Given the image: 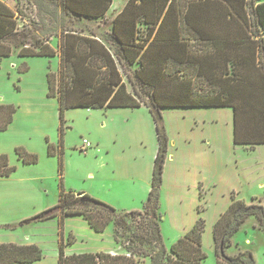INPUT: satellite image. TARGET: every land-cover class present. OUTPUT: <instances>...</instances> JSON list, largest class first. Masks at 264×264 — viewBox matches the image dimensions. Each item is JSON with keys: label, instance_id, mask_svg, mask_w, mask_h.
I'll return each instance as SVG.
<instances>
[{"label": "trees", "instance_id": "16d2710c", "mask_svg": "<svg viewBox=\"0 0 264 264\" xmlns=\"http://www.w3.org/2000/svg\"><path fill=\"white\" fill-rule=\"evenodd\" d=\"M26 1L39 17L43 13L49 23H57V30L39 36L44 18L23 22L20 0H16L17 13L0 1V58L14 52L22 60L59 58L57 71L46 74L47 97L56 99L58 105L59 142L57 148L47 143V155L59 161V193L55 206L18 226L57 219V264H139L143 259L149 264H202L207 255L202 249L206 221L201 205L187 233L169 249L163 242L160 189L169 145L163 112L229 108L234 145L247 150L264 145V0H125L123 9L109 22V32L103 34L89 25L105 22L114 0ZM63 18L82 28L65 27ZM51 38L56 48L50 45ZM142 106L152 118L158 143L151 188L142 209L122 216L87 193L77 196L66 191L62 184L65 112ZM16 111L13 105H0V132L12 124ZM15 154L23 165L38 162L36 154L22 147ZM15 170L8 157L0 155V178ZM199 198L204 199L201 186ZM230 199L213 225L216 264H256L251 252L239 250L230 255L228 249L250 217L258 220L264 233V206L261 199L246 202L235 193ZM77 216L97 234L112 224L113 239L125 254L67 255L65 249L73 238L64 240V221ZM43 257L36 244L0 243V264H34Z\"/></svg>", "mask_w": 264, "mask_h": 264}, {"label": "rangeland", "instance_id": "374dc122", "mask_svg": "<svg viewBox=\"0 0 264 264\" xmlns=\"http://www.w3.org/2000/svg\"><path fill=\"white\" fill-rule=\"evenodd\" d=\"M0 1L17 13L16 0ZM20 2L19 8L23 22L31 23L32 20L39 22L40 18H44L43 24L39 26V36L48 35L51 31L57 30V23H49L48 16L41 13L43 17H39L38 11L30 7L26 0H20ZM121 3L124 4L125 1L117 0L114 2L112 10H116ZM116 13L117 11H110L105 22L92 23L89 28L97 34L109 32V22ZM58 15L61 16L59 13ZM63 20L65 27L82 28V25L69 22L68 18H63ZM50 45L55 47L54 38L50 39ZM58 67L59 58L57 56L50 59L30 58L22 60L14 52L7 58H0V105H13L17 109L14 123L6 131L0 132V155H6L9 159V165L16 167V170L9 177L0 178V243H7L11 240L20 242L21 239L29 238L43 241V255L45 253L47 259L34 264H57L52 255L57 239L55 223L32 220L21 226L18 224L21 220L32 219L38 213L52 208L58 202L59 161L57 156L50 157L47 155V143L57 148L59 142L58 105L56 99L47 97V91L45 95L47 89L46 74L48 71L56 72ZM24 68H28V70L21 73L20 71ZM224 112L223 114L221 111H208L203 115L207 116L208 124L202 126L204 129L202 132L205 136L210 133L213 134V141L209 137L207 138L208 141L211 140L209 144L219 145L220 166L223 162L228 169L232 170L234 162L249 166L255 164L256 159L264 160V153L262 152L252 154L239 148L230 150L231 140L228 139V136L232 131V116L230 110ZM147 113L146 111L140 112L131 109L88 111L78 108L67 110L64 114L62 140V184L64 189L69 191V188H81V190H76L75 194L86 193L82 189L89 187L98 179L101 182H111L114 185L117 179L115 180L109 173H100L95 181L87 180L85 174H82L89 169L97 168L95 161L91 158V153L101 146H112V150H119V155L123 158L118 156L121 161L119 162L118 157L116 160L121 164V167H131L135 163L134 161H140L141 158L146 160L147 155L151 152L153 140L155 145L157 142L154 130H148L146 126L145 128L142 126L141 120H146ZM181 116L174 111L165 112L164 124L169 137L172 139L171 141L180 140L179 136L181 135L179 134H189L192 135L189 141L199 145L198 137L201 128L193 126L191 116H184V119ZM212 116L213 123L209 122V118ZM83 139L92 145V149L85 153L78 149L80 145L77 146L78 143L81 144ZM17 147H22L27 152L34 151L29 153L36 154L38 162L29 166L20 164L15 154ZM240 147L247 150V147ZM92 189V192L98 191L96 186ZM244 197L246 198V196ZM256 197L261 199L264 206V193L260 192L259 196ZM228 198L222 193H214L207 197V209L202 213L204 220H211L217 213L224 212L227 209H225V203ZM242 200L250 202L249 198ZM169 201L165 200L161 207L159 206V212L162 215L160 226L163 232L162 238H165L163 240L166 249H169L174 243L172 242L174 241L172 240L173 233L169 227L171 217L180 211L172 210L173 204H170ZM206 204L200 203L202 208H205ZM117 211L122 216L124 213H128L127 210ZM124 219L128 224L131 223L130 217ZM254 222L253 219L248 220L235 234L233 240L242 249L250 250L256 264H260L264 258V236L253 230ZM15 225L16 228H12ZM110 226L113 228L112 224ZM81 234L85 236L87 233L81 232ZM211 239V231L207 235L205 230L202 237V249L207 258L202 264H216L214 255L211 253ZM247 240H250L251 244H246ZM104 241L105 245L109 244L108 235L104 237ZM90 243L96 245L95 242L90 241ZM144 261V259L141 260L139 264ZM144 264H149V262L146 260Z\"/></svg>", "mask_w": 264, "mask_h": 264}, {"label": "crops", "instance_id": "0c3cea01", "mask_svg": "<svg viewBox=\"0 0 264 264\" xmlns=\"http://www.w3.org/2000/svg\"><path fill=\"white\" fill-rule=\"evenodd\" d=\"M116 1L117 0L113 1L110 7V11H117V13H119L123 9L125 3L124 4L121 3L116 10H112V6ZM52 47L56 48V45L55 47L54 46ZM46 91L47 89L45 90V95H46ZM131 110L148 112V110L144 106ZM210 110L221 111L223 112V114L225 113L224 111L226 110L231 111L232 131L230 135L228 134L229 135L228 139L230 138L231 140L229 147L231 151L239 148L242 151L244 150L252 154H258L261 152L264 153V145H258L253 150H245L238 145L237 146L234 145L233 112L229 108L167 110L181 114L182 119L185 118L184 116H191L193 118L192 119L193 126L201 128V133L200 136L198 137L200 142L199 145L197 143L192 144V142L189 141V138L192 135L179 134L181 135L179 136L180 140H178L177 142H173L171 141L172 139L169 137V134L167 133L169 139V145L167 151V158L163 168L162 186L160 189V207L163 201L170 200L169 201L170 204L171 203L173 204L172 210H180L177 211L176 214H174L171 217V222L169 224L170 225L169 227L173 233L172 240L174 241L172 242H175L177 239L182 237L193 227L199 216L197 213V206L200 205V203L202 202L206 204V198L209 197L210 195L214 193L217 194L222 193L228 196L229 201L227 200V202L225 203V209H226L231 203V199H230L231 193H235L236 198L238 199H246V198L251 199L253 197L257 198L256 196H259L260 192L264 193V160L256 159V163L249 166L245 164H240L239 162H234V164L235 163L237 164L235 165L233 164L232 170L228 169L223 162L220 166L219 154H218L219 145L217 144L214 145L212 143L209 144V142L212 140L213 134L210 133L209 135L207 134V136H205V134H203L202 132L204 130L202 126L208 124L207 116H203V115ZM88 111H93V110H88ZM165 112L166 111L163 112V117L165 116ZM147 114L148 115L145 116L146 120L145 121L144 119L141 120L142 126L144 128L146 126L148 130L153 129L155 132V127L152 118L149 112ZM209 120H210L209 122L213 123L214 120L213 116L210 117ZM13 123H14V119L12 124ZM208 137L211 139L210 141L207 140ZM155 138H156V134H155ZM79 145L81 146L80 143H78L77 146ZM80 146L78 148L79 150H80ZM111 147L112 146L110 147L101 146L100 148L94 150L93 153H91L92 155L91 158L93 161H95L97 168L89 169L82 174H85L87 180L95 181L96 177H98L100 173H106V174L109 173L114 177L115 180L117 179L114 182V185L111 182L102 181L103 182L102 183L98 179L96 180L95 183L93 182L92 184H90L89 187H86L82 190H85L87 194L111 205L112 207H115L116 210H127V212L133 210H141L151 188L152 171H153L154 159L156 156L158 143L156 142L155 145L153 140L151 146L152 147L151 152L150 154L147 155L146 160L145 158H141L140 161H134L135 163L132 164L131 167H126V166L121 167L120 166L121 164H119L121 160L118 157L120 156L119 155L120 152L119 150L117 151V149L112 150ZM28 150L31 149L28 148ZM29 152H34V151H29ZM117 157L119 159V162H117L116 160ZM20 164L22 163L20 162ZM95 186L98 187L97 190L99 191V193H97L98 191L92 192L93 190L92 188H94ZM200 186L204 194L203 200H200L199 198ZM68 190L75 193L76 190H81V188L78 189L69 188ZM80 193H84V192H80ZM244 196H246V198ZM187 201H188V205H187ZM206 209H207V204L204 210ZM222 213H217L211 220L206 219L205 230L207 235L210 234V231L212 235L213 225ZM250 219H253L255 221L254 225L252 226L253 230L258 231L261 235L264 236V233L260 230L259 222L256 218L250 217L245 221V223ZM49 221L54 222L56 226L57 239L55 241L56 244L52 255H53V260L57 262L58 238H59L57 219H50L44 222H49ZM110 227L111 226L107 227L104 233L97 234L92 229H90L88 224L81 217L78 216L67 217L64 221V240H67L68 236H72L73 242L72 244L66 247L65 249L66 254L77 255V254L97 253V252H105L112 255L125 254L124 249L114 241L113 228ZM160 228H161V233L163 235L162 227L160 226ZM81 232L87 234L83 236ZM106 235H108V241H110L108 245H105V241H104V237H106ZM233 238H232V246L228 249V253L230 255H235L239 250L251 252L250 250L242 249L238 244H235ZM211 240H212L211 253H213L214 255L213 238ZM90 241L95 242L96 245H91ZM7 243H13L17 245L36 244L44 252L42 248V245L44 244L43 241L32 238L21 239L20 242L11 240L10 242ZM246 244H251L250 240H247ZM46 259L47 257L45 256L44 253V257L41 261ZM146 260L149 262L148 259ZM146 260L142 264H144ZM215 262H216V258H215ZM260 264H264V258H262Z\"/></svg>", "mask_w": 264, "mask_h": 264}, {"label": "built area", "instance_id": "2783aa9c", "mask_svg": "<svg viewBox=\"0 0 264 264\" xmlns=\"http://www.w3.org/2000/svg\"><path fill=\"white\" fill-rule=\"evenodd\" d=\"M92 149V145L89 141L83 139L80 146V151L87 152L88 150Z\"/></svg>", "mask_w": 264, "mask_h": 264}, {"label": "water", "instance_id": "95a60500", "mask_svg": "<svg viewBox=\"0 0 264 264\" xmlns=\"http://www.w3.org/2000/svg\"><path fill=\"white\" fill-rule=\"evenodd\" d=\"M82 193H78L77 196H80Z\"/></svg>", "mask_w": 264, "mask_h": 264}]
</instances>
